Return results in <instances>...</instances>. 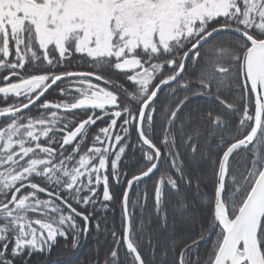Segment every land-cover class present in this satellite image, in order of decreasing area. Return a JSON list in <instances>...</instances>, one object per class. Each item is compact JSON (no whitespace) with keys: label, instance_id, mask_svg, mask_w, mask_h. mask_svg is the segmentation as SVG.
Here are the masks:
<instances>
[{"label":"snow or ice","instance_id":"1","mask_svg":"<svg viewBox=\"0 0 264 264\" xmlns=\"http://www.w3.org/2000/svg\"><path fill=\"white\" fill-rule=\"evenodd\" d=\"M0 101V264H264V0H0Z\"/></svg>","mask_w":264,"mask_h":264},{"label":"trees","instance_id":"2","mask_svg":"<svg viewBox=\"0 0 264 264\" xmlns=\"http://www.w3.org/2000/svg\"><path fill=\"white\" fill-rule=\"evenodd\" d=\"M80 70H91V69L88 68L87 65H84L83 68ZM113 79H117V77L114 74H113ZM118 82L122 83L123 80H118ZM46 96L50 100L59 98L58 91H55L53 89H51L49 93L46 94ZM159 97H160L161 104L165 103L166 101L168 102L171 101V96H170L169 89L167 88V86L164 89H162V92L159 94ZM2 104H3V101H0V106H2ZM197 104L207 106L206 101L203 99L197 100L192 105V107H195ZM157 107L159 108L160 105H157ZM31 112L33 115L37 114V110L35 108H33ZM105 120H107V117H105ZM118 124H119V121H118ZM103 126H105V124L103 122L98 121L97 125L92 126L90 130L91 134H95V132L98 130V127H103ZM157 134H159V130H157ZM132 140L133 141L136 140V134L134 132L132 134ZM244 155L245 154L242 153L241 156H238L237 161H239ZM162 163H163L162 170L164 169L171 170L167 162L162 161ZM143 166H144V160H143L142 154L139 151H136L134 154H129L122 161V170L128 173V178L131 177L133 172L138 171L139 168ZM153 184H154V180H149L146 178L144 183L141 185V189L146 188L147 190L148 198H149V207H151V199L153 195L152 193ZM125 187L126 185L122 183L119 187L114 189L115 194L117 196V204L113 206L115 208V211L109 212L107 214L108 215V227L112 228L114 225L115 229L118 232L121 231L120 229L121 212L119 208V199ZM136 190L137 188L134 185L133 191H136ZM195 198L198 202V208L200 209V211H198L194 217L191 213L182 215L181 213L176 212L174 213V215H175L177 222L183 221L185 224H189L193 219L199 218L200 216H202L204 213L208 211L210 207V202L212 199L211 184L209 183L206 188H203V191L197 194ZM175 199L176 198L173 197V200ZM169 212H170V219H171V215L173 214L171 208H169ZM137 214L139 215V210L137 211ZM97 236H99V240H97L96 238ZM111 239L112 238H111L110 232L109 233H104V232L96 233L93 231L90 235V238L84 243L83 247L74 253L66 249L64 247L63 241H61V247L58 249H53V252L49 258L45 259V257L42 255H36L33 257L32 264H52V262L55 260H59V264H84L86 260L96 255L97 250L99 251V255L103 256L105 252L108 251V249L111 247ZM208 246L209 245L207 243H202L201 250H203L204 248ZM120 251H121V255L123 256L124 249L121 248ZM144 254L148 255L147 250H145ZM157 258H158V255H157Z\"/></svg>","mask_w":264,"mask_h":264},{"label":"water","instance_id":"3","mask_svg":"<svg viewBox=\"0 0 264 264\" xmlns=\"http://www.w3.org/2000/svg\"><path fill=\"white\" fill-rule=\"evenodd\" d=\"M50 90H51V89H50ZM50 90H49V91H50ZM46 94H47V93H46ZM159 94H160V93H159ZM159 94H158V96H159Z\"/></svg>","mask_w":264,"mask_h":264}]
</instances>
